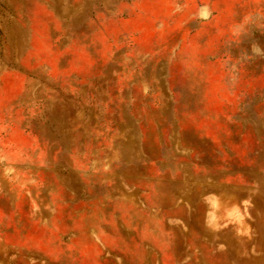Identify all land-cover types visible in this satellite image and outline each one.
I'll use <instances>...</instances> for the list:
<instances>
[{
  "label": "rangeland",
  "instance_id": "rangeland-1",
  "mask_svg": "<svg viewBox=\"0 0 264 264\" xmlns=\"http://www.w3.org/2000/svg\"><path fill=\"white\" fill-rule=\"evenodd\" d=\"M0 264H264V0H0Z\"/></svg>",
  "mask_w": 264,
  "mask_h": 264
}]
</instances>
